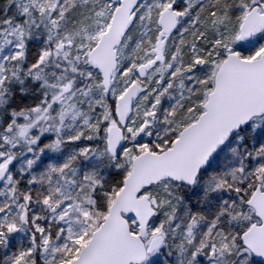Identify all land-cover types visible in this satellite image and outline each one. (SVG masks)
<instances>
[{"label": "snow or ice", "instance_id": "1", "mask_svg": "<svg viewBox=\"0 0 264 264\" xmlns=\"http://www.w3.org/2000/svg\"><path fill=\"white\" fill-rule=\"evenodd\" d=\"M0 264H264V0H0Z\"/></svg>", "mask_w": 264, "mask_h": 264}]
</instances>
